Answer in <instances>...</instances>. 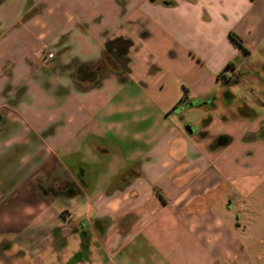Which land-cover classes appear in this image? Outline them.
<instances>
[{
	"label": "crops",
	"instance_id": "obj_1",
	"mask_svg": "<svg viewBox=\"0 0 264 264\" xmlns=\"http://www.w3.org/2000/svg\"><path fill=\"white\" fill-rule=\"evenodd\" d=\"M263 45L264 0H0V263L258 264L264 107L191 108Z\"/></svg>",
	"mask_w": 264,
	"mask_h": 264
},
{
	"label": "rangeland",
	"instance_id": "obj_2",
	"mask_svg": "<svg viewBox=\"0 0 264 264\" xmlns=\"http://www.w3.org/2000/svg\"><path fill=\"white\" fill-rule=\"evenodd\" d=\"M244 71L245 73L243 76H238L236 73L231 74L229 82H224L218 86V88L216 89L218 96L215 105L210 104L208 106L196 108L194 107L191 108V113H215L219 117L221 116V113H237V109L241 108V106L243 105H248L254 110L263 109L264 45L256 50L255 53L251 56L247 68ZM229 94H231V96L228 97ZM230 108H232V110H229ZM228 116L229 114H227V117ZM221 138V136L216 137L214 139V143ZM250 161H253V159ZM56 203L60 208H66L68 206V201L65 198L57 200ZM60 222H63V220ZM64 222L65 225L69 224V222H71V219L66 218ZM62 233H64V235L68 238L71 234V230L63 229ZM47 248V246L41 247L42 250H45V253L42 255L41 260L39 258L32 260L22 257V255H20L19 253V247L12 242L9 247V258L10 261H12H9L8 264H53L54 262L65 264L64 251L62 252V254H54L53 252L48 251ZM258 264H264V258L258 261Z\"/></svg>",
	"mask_w": 264,
	"mask_h": 264
},
{
	"label": "trees",
	"instance_id": "obj_3",
	"mask_svg": "<svg viewBox=\"0 0 264 264\" xmlns=\"http://www.w3.org/2000/svg\"><path fill=\"white\" fill-rule=\"evenodd\" d=\"M230 38L232 40H234L239 46H241L242 48H244V43H243V40L235 33L231 32L230 33ZM228 69H231V64H228L226 67H225V70H228ZM219 77L220 79L223 81V82H228L229 80V77L224 74V73H220L219 74Z\"/></svg>",
	"mask_w": 264,
	"mask_h": 264
},
{
	"label": "water",
	"instance_id": "obj_4",
	"mask_svg": "<svg viewBox=\"0 0 264 264\" xmlns=\"http://www.w3.org/2000/svg\"><path fill=\"white\" fill-rule=\"evenodd\" d=\"M226 141H227V140H226L225 138H221V139H219L218 143H219V144H225Z\"/></svg>",
	"mask_w": 264,
	"mask_h": 264
},
{
	"label": "built area",
	"instance_id": "obj_5",
	"mask_svg": "<svg viewBox=\"0 0 264 264\" xmlns=\"http://www.w3.org/2000/svg\"><path fill=\"white\" fill-rule=\"evenodd\" d=\"M53 55L51 53L48 54V57L51 58ZM228 73V70H227Z\"/></svg>",
	"mask_w": 264,
	"mask_h": 264
},
{
	"label": "flooded vegetation",
	"instance_id": "obj_6",
	"mask_svg": "<svg viewBox=\"0 0 264 264\" xmlns=\"http://www.w3.org/2000/svg\"><path fill=\"white\" fill-rule=\"evenodd\" d=\"M222 138H223V137H222ZM218 141H219V140H218ZM218 141H217V142H218ZM1 256H2V255H0V258H1Z\"/></svg>",
	"mask_w": 264,
	"mask_h": 264
}]
</instances>
